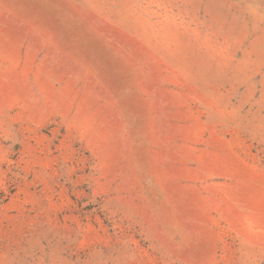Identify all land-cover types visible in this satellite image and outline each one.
<instances>
[{"label": "rangeland", "instance_id": "obj_1", "mask_svg": "<svg viewBox=\"0 0 264 264\" xmlns=\"http://www.w3.org/2000/svg\"><path fill=\"white\" fill-rule=\"evenodd\" d=\"M0 264H264V0H0Z\"/></svg>", "mask_w": 264, "mask_h": 264}]
</instances>
